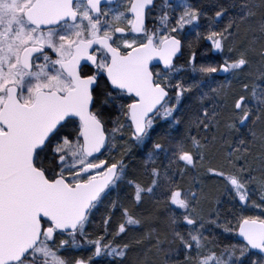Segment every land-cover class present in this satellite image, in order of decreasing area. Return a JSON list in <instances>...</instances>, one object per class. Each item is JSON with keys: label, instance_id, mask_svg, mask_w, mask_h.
<instances>
[{"label": "snow or ice", "instance_id": "6c2138e0", "mask_svg": "<svg viewBox=\"0 0 264 264\" xmlns=\"http://www.w3.org/2000/svg\"><path fill=\"white\" fill-rule=\"evenodd\" d=\"M129 2L127 11L133 16L128 20L131 31L143 33L147 42L134 48L135 41L129 43L125 40L124 47L132 51L124 55L112 43L114 33H123L124 29L119 26L113 29L107 20L108 12L101 10L102 0H0V264H68L58 255V249L49 243L54 242V233L57 230L67 232L75 244L77 233L83 235V227L91 210L106 194V190L118 187L124 180L127 165L123 160L109 164L104 160L94 163L89 159L106 145L102 121L97 114L89 111L101 75H106L107 83L111 85L104 104L117 98V93L112 90H120L119 95L126 92L138 98L127 105L126 112L137 144L143 145L150 137L156 116L162 115L166 120L171 118L177 122L174 112L190 88L178 82L175 86L176 102L171 103L167 91L172 87L171 80H154L148 63L153 57H158L169 74L178 72L179 69L173 65V57L181 49V40L171 33L183 29L185 25L198 24L200 13L186 0H181L183 12L177 18L176 26L171 27L167 34H161L159 29L149 34L144 21L146 10H151L154 0ZM165 5L171 8L168 0H165ZM240 7L238 19L247 23L252 33L248 46L230 62L225 60L219 67L202 65L197 69L193 66L194 72H242L248 67L249 50L264 38V13L257 22L256 13L247 0ZM224 15V9L217 11L214 22H219ZM123 16L120 13L114 19L118 22ZM169 19L167 11L160 17L165 29H168ZM236 26L237 20L233 19L222 31L212 30L207 35L206 39L211 42L213 50L223 52ZM157 38L159 43L155 42ZM93 45H99V48L89 52ZM45 49L55 53L56 58L52 59ZM234 51L236 49L229 48V52ZM97 52L101 54L97 55ZM36 53L43 55V64L34 63V60H38L34 56ZM259 55L264 59V50ZM81 60L91 62L96 71L83 75ZM259 87L252 88L251 96L258 104L264 105V99L258 95ZM244 88L248 90L249 86L245 84ZM233 111L240 126H246L253 115L248 99L243 95L235 100ZM150 113L153 115L150 116ZM215 116L214 110L209 112L205 108L197 121L198 127L208 132ZM68 117L79 118L78 136L75 142L69 136L57 142L51 149V159L45 163L47 157H42V153L48 151L52 140L63 127L62 122ZM227 127L232 129L237 124L234 122ZM190 140L191 147L186 142L174 145L170 162L177 165L182 162L187 168L196 166L197 155L204 158L201 155L204 142L197 136L190 137ZM229 148L226 159L232 168L225 170V166L209 168L208 171L223 181L225 189L234 193V198L241 205L248 206V184L252 177L246 175L249 170L245 167L236 170L231 159L236 154L237 160H246V141L241 139L235 147L229 145ZM163 150L162 144L155 143L149 159ZM180 171L183 173L184 169ZM65 172L71 179L66 178ZM162 175L167 177V171L162 174L159 169L153 168L149 186L134 180L127 181L134 187L132 199L135 205L141 204L145 195L155 194L161 186ZM163 195L170 208L181 210L183 224L190 226L187 238L181 232L174 231V239L179 240L185 249L191 250L193 245L201 248L200 228H203V224H200V228L196 227L198 193L168 178ZM260 199L264 201V194ZM252 206L264 208V205L255 202H252ZM124 217L116 235L142 223L141 218L127 208L124 209ZM178 222V217L171 221L174 225ZM45 223H48L47 227L43 226ZM108 223L106 219L105 225ZM239 235L246 245L240 247L238 256L234 249L228 253V260L224 259L223 254H202L198 264H242L249 249H257L264 254V219L241 217ZM89 243L95 245L96 257L107 255L123 258L130 247L129 244L113 247L111 243H102V240ZM67 244V240H62L60 248ZM74 264L87 262L78 259ZM251 264L258 262L253 260Z\"/></svg>", "mask_w": 264, "mask_h": 264}, {"label": "trees", "instance_id": "16d2710c", "mask_svg": "<svg viewBox=\"0 0 264 264\" xmlns=\"http://www.w3.org/2000/svg\"><path fill=\"white\" fill-rule=\"evenodd\" d=\"M186 2L200 13L198 24L189 25L183 34H175L182 42L181 55L174 59L173 65L178 72H158L155 76L157 82H164L165 78L171 80L172 87L168 88L171 103H175L176 84L179 82L190 91L184 93L174 112L175 121L171 118L164 119L162 115L155 117V124L150 137L143 145L137 144L133 139L132 129L128 122L126 112L131 97L119 95L109 104L103 100L110 89L105 81L104 93L99 97L94 95L92 112L97 114L102 121L104 131L108 134V142L104 151L89 158L92 161L101 160L110 163L123 160L127 165L126 175L118 187H111L106 194L91 210L88 220L83 227V235L77 233L76 237L87 240L88 254L85 256L87 264H198L202 254L215 253L224 255L228 260V253L235 250L239 255L240 247L245 245L236 239V229L241 217L254 216L264 219V210H252L248 206L241 205L234 193L225 189L223 181L208 171L209 168L225 170L231 169L226 157L230 150L229 145L235 147L243 139L246 141L248 153L246 160L236 159L233 155L232 163L236 170L245 167L249 170L246 175L252 177L248 184L250 202H260V196L264 194V105L252 99V88L259 85L258 95L264 99V59L259 55L264 50V38L255 43L254 48L248 52L249 65L242 72H229L219 77L215 73L204 74L194 72L202 65L219 67L235 59L239 51L248 46L252 33L249 25L240 22L238 15L241 12V3L244 0H186ZM252 10L256 13V21L264 13V0H247ZM221 9L225 15L219 22L215 21V13ZM179 15V13H177ZM169 26L177 21L174 18L172 8H169ZM237 20V26L233 29V37L224 45L223 52L213 50L207 35L212 30L222 31L228 23ZM170 31V30H169ZM199 31V35H197ZM259 36V33H257ZM229 48L236 49L229 52ZM191 61V63H190ZM249 86L245 90L244 85ZM115 93L117 91L112 90ZM245 96L252 108V118L246 126H240L236 120L233 105L240 96ZM216 113L215 119L208 132L198 127L197 121L203 110ZM162 112V110H161ZM236 123L237 127L229 129L227 125ZM80 130L76 120L67 119L59 134L53 140L46 153L48 163L52 156L51 149L57 142L69 136L75 142ZM113 133V136L109 134ZM197 136L204 142L201 155L196 157V166L185 168L181 162L179 165L170 162L173 155L172 148L177 142H186L191 147L190 137ZM160 143L164 150L154 153L149 159V153L153 152V145ZM153 168H157L163 174L167 171V177L162 175L161 186L154 195H145L143 202L138 206L132 199L134 187L128 184V180H134L143 186L151 185ZM181 169H184L181 173ZM67 173V172H65ZM51 174V173H50ZM66 176V175H65ZM67 178V176H66ZM171 178L185 189L198 193L197 200V228L202 233L201 248L195 245L191 250L185 249L179 240L174 239V231L181 232L188 237L189 227L183 224L181 210L170 208L163 195L167 187V179ZM69 179V178H68ZM71 179V178H70ZM127 208L139 216L142 223L139 227L130 228L123 234L116 235L119 225L124 222V209ZM174 217L179 218L177 224H172ZM109 223L105 225V220ZM45 223L43 226H47ZM228 229V230H226ZM71 237L67 232H55L54 238ZM102 240V243H111L113 247L129 244V249L123 258H113L107 255L96 257L95 245L89 241ZM91 258V259H89ZM256 260L258 264H264V257L248 251L242 264H251Z\"/></svg>", "mask_w": 264, "mask_h": 264}, {"label": "flooded vegetation", "instance_id": "af4514ba", "mask_svg": "<svg viewBox=\"0 0 264 264\" xmlns=\"http://www.w3.org/2000/svg\"><path fill=\"white\" fill-rule=\"evenodd\" d=\"M168 4H170L171 6L175 5V1L168 0ZM129 7H130L129 0H102L101 3V10L102 12H108L107 20L112 24L113 29L117 26L124 29L123 33H114L113 42H112L113 47H118L122 52V54H125L130 50V48L124 47L125 40H127L129 43L135 41V43H133V47L139 46L141 43H145L147 41V38L143 33H135L131 31V27L128 24V20L132 19L133 16L130 12L127 11ZM150 9H151L150 11L146 10V16L144 21L145 28L148 31V33L151 34L153 32H156L158 29L167 32V29H165L160 22V17L163 15L165 11H167L169 14V7L165 5V0H154V5L150 6ZM120 13H123L124 16L120 21L117 22L115 21L114 17ZM101 34L103 33L101 32ZM98 48L99 45H93V48L89 49V52H94ZM181 51H182V42H181ZM45 52L48 55H50L52 59L56 58L55 53H53L50 49H45ZM96 54L100 55L101 53L97 52ZM34 56L38 57V60H34V63H40V64L44 63L43 55L37 54ZM80 70L82 74L85 76L91 75L93 72L96 71L95 66L92 65L91 62L86 60L81 61ZM150 71L153 73L154 80H155V76L159 75L158 72H163V73L168 72V70L165 72L162 71L159 66H151ZM101 80L107 83L104 75H101L100 83L98 86L95 87V92H94V95L97 94L99 97H101L102 93H104V86ZM107 85L110 88L109 90H111V86L108 83ZM115 91H117L116 93L118 98L120 91L119 90H115ZM167 91L169 92L168 89ZM124 95L131 97L126 93H124ZM133 100L134 99L131 97L129 103H131ZM92 108H93V103L91 106V112H92ZM72 239H73L72 237H58V238H54V242L50 241L49 243L52 245L54 249H58V255L64 258L68 262V264H74V262L78 259L87 262L85 257L88 254L87 240L85 238L75 237V244H73ZM62 240H67L68 244L65 245L63 248H60V242Z\"/></svg>", "mask_w": 264, "mask_h": 264}, {"label": "water", "instance_id": "95a60500", "mask_svg": "<svg viewBox=\"0 0 264 264\" xmlns=\"http://www.w3.org/2000/svg\"><path fill=\"white\" fill-rule=\"evenodd\" d=\"M42 27H44V26H42ZM179 39V38H178ZM147 42V41H146ZM145 42V43H146ZM140 46V45H139ZM139 46H135L134 48H138ZM130 51H132V49H130L127 53H125L124 55H127ZM37 54H39V53H36V54H34V55H37ZM181 55V49H180V51L176 54V56H174L173 57V61H174V59L175 58H177V57H179ZM82 61V60H81ZM222 65V64H221ZM151 66H159L160 68H161V70L162 71H167V69H165V67H164V64H163V62L158 58V57H153L150 61H149V63H148V68H149V71H150V67ZM151 72V71H150ZM217 76H219V77H222V76H224V75H226V73H223V72H218V73H215ZM104 77H105V79H106V75H104ZM107 81V80H106ZM110 85V84H109ZM111 86V85H110ZM120 91V90H119ZM126 93V92H125ZM126 94H128V93H126ZM128 95H130L134 100L131 102V103H133L136 99H138V98H136L135 96H134V94H128ZM130 104V103H129ZM91 106H92V104H90L89 105V111H91ZM150 116L151 115H153L152 113H150L149 114ZM67 119H73V120H76L78 123H79V125H80V121H79V118L78 117H68V118H66V120ZM128 119V118H127ZM65 120V121H66ZM65 121H63L62 122V124L65 122ZM128 122H129V124H131V121L128 119ZM131 129H132V133H133V128L131 127ZM102 130L104 131V128H103V125H102ZM104 135H105V140H106V145H107V142H108V135H107V133L104 131ZM106 145H105V147H106ZM105 147L104 148H102L101 149V152L100 153H94L93 154V157H96V156H98V155H100L103 151H104V149H105ZM89 158H92V157H89ZM44 220H46V218H44ZM50 223V222H49ZM57 231H59V230H57ZM60 232V231H59ZM235 235H236V239L239 241V242H241V243H243V244H245L246 245V241H244L243 240V237H241L240 235H239V224H238V227H237V229H236V233H235ZM249 251H251V252H253V253H255V254H257V255H260V256H262V257H264V254H261L260 252H259V250H257V249H249Z\"/></svg>", "mask_w": 264, "mask_h": 264}, {"label": "rangeland", "instance_id": "374dc122", "mask_svg": "<svg viewBox=\"0 0 264 264\" xmlns=\"http://www.w3.org/2000/svg\"><path fill=\"white\" fill-rule=\"evenodd\" d=\"M174 1H175V5H172L171 8H172L173 12H175L174 13V18L177 19L182 14L183 7L180 6L181 5V0H174ZM177 13H179V15H177ZM173 26H176V21L173 24L171 23L170 26H168L167 32H164L163 30L160 29L161 34H167L169 32V30L171 29V27H173ZM188 26L189 25H185V27L183 29H180L179 31L175 32V34H183V31H185V28L188 27ZM155 42L159 43V39L157 38ZM109 136H113V133L109 134ZM92 162L99 163L98 161H92ZM94 171L95 170H93V172ZM65 175L67 176V178H69V179L71 178L68 173H65ZM256 203L257 204H261L260 202H256ZM248 208H250L252 210H255V211L256 210H264V208L253 207L252 206V202L248 204Z\"/></svg>", "mask_w": 264, "mask_h": 264}]
</instances>
